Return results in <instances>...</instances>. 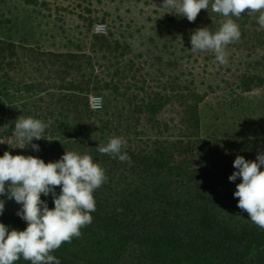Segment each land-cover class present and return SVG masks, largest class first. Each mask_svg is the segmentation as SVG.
I'll return each mask as SVG.
<instances>
[{"label":"rangeland","instance_id":"rangeland-1","mask_svg":"<svg viewBox=\"0 0 264 264\" xmlns=\"http://www.w3.org/2000/svg\"><path fill=\"white\" fill-rule=\"evenodd\" d=\"M161 4L0 0V126L9 125L10 138L12 122L21 115L49 125L45 139L33 141L39 152L0 134V156L8 151L47 163L65 150L91 155L108 178L95 190V201H107L105 215L118 206L121 226L132 228L108 227L113 213L82 228L98 231L104 244L117 240L115 234H132L137 242L124 253L131 264H188L176 240L190 237L196 214L206 209L237 233L256 227L264 234L236 207L233 192L241 181L228 180L237 155L255 160L264 151L259 13L245 10L234 18L241 38L226 47L227 63L220 64L212 51L191 52L190 35L200 27L218 30L223 17L209 8L189 22L158 9ZM97 23L106 25L105 33H96ZM96 96L103 97L101 109L93 107ZM115 136L126 139L122 151L130 161L96 151ZM145 213L151 215L144 221ZM168 221L178 227V237L167 250L161 232ZM93 239L99 240L96 234ZM241 246L243 260L251 250L248 264H259L257 252L264 259V244ZM208 249L191 254L190 264L203 258L211 264L235 261L222 259L212 245Z\"/></svg>","mask_w":264,"mask_h":264},{"label":"clouds","instance_id":"clouds-1","mask_svg":"<svg viewBox=\"0 0 264 264\" xmlns=\"http://www.w3.org/2000/svg\"><path fill=\"white\" fill-rule=\"evenodd\" d=\"M209 8L220 14L223 21L216 31L209 27L194 30L190 35V51H212L220 64L227 63L226 47L241 38L240 26L234 18L240 19L245 10L247 14L259 13L257 23L264 28V0H162L158 9L194 22L201 10ZM93 107L101 109L103 97H94ZM12 123L10 138L5 135L8 124L0 126V134L5 139L26 142L27 147L39 152V144L33 141L45 139L49 125L23 115ZM126 144L125 138L115 136L107 143H99L95 149L121 162L130 161L122 151ZM233 168L235 171L228 180L241 181L233 192V197L238 198L237 209L246 212L249 221L264 228V170H261L264 169V151L258 152L255 160L237 155ZM107 179L105 170L87 153L65 150L59 160L45 163L36 156L12 155L5 151L0 156V216L4 214L6 202L14 201L19 205L16 215L26 222V228L10 230V226L0 222V264H14L21 258L30 264H61L51 253L62 243L79 237L80 229L92 223L91 212L96 207L93 193ZM42 196L51 197L54 207L50 209ZM234 215L240 216L239 213Z\"/></svg>","mask_w":264,"mask_h":264},{"label":"trees","instance_id":"trees-1","mask_svg":"<svg viewBox=\"0 0 264 264\" xmlns=\"http://www.w3.org/2000/svg\"><path fill=\"white\" fill-rule=\"evenodd\" d=\"M93 195L95 196V193H93ZM41 198L47 199L50 209L54 207L51 197L42 196ZM106 202L107 201L105 200L97 198L96 209L95 212H91L92 223L89 224V226L95 225L96 222H103L104 217L109 216V213H113L115 214L113 217L106 219L108 222L107 226H112L113 228H115V226L122 227L121 229H124L125 231H131V223L121 226L123 218L120 213L117 212L118 206L108 209L111 210V212L108 211V214L105 215L107 208L109 207ZM105 204H107V206ZM102 205H105L106 211H101L104 210ZM198 206L199 205L193 204L191 205V208L192 210H199V208H197ZM150 215V213H145L143 215L145 216L144 221L147 220ZM154 215L155 213H153V216ZM196 215H198V217L194 221L195 226L190 233V237H188L183 243H181V239H177L176 241L180 244L178 246L173 242L174 238L178 237L174 233L178 228L174 222L168 221L163 224L161 232V236L165 242H163L165 248L168 250L170 242H173L172 244L175 245L176 251L183 250V253L186 252L185 258L188 264L191 262V259H189L191 254L198 256L202 249L209 251L208 248L211 245L213 252L222 256V259H233L235 260L233 264H235V262L238 264H248L247 260L250 257L251 250L249 249L243 260L241 258H243V250H245V248H241V245L245 241L251 242L252 240H254V243L257 245L264 244V234H262L263 236H260L261 233L259 234V231L257 232L255 230L257 229L256 227L247 228L245 230L247 232L237 233L235 232V229H231L227 225L223 226V223L218 221L216 216L211 214L209 209L199 211ZM154 218H156V216H154ZM20 226L21 230L26 228V224L23 220H21ZM80 231L81 235L79 237H73L70 242L62 243L59 249L51 253L61 261V264H128L130 262L131 256L127 263L124 259V253L126 249H129L131 245H134L137 242L135 239L131 238L132 234H115L114 237H119L117 240L110 244H104L98 231L95 234L99 240L93 239V236L95 235L93 231L84 230L83 228H81ZM104 231L108 233L106 230ZM257 254L259 264H264V259H261L260 252H257ZM16 264H30V262L21 258ZM129 264H131V262ZM193 264H211V262L209 258H203L201 262L198 261Z\"/></svg>","mask_w":264,"mask_h":264},{"label":"crops","instance_id":"crops-1","mask_svg":"<svg viewBox=\"0 0 264 264\" xmlns=\"http://www.w3.org/2000/svg\"><path fill=\"white\" fill-rule=\"evenodd\" d=\"M18 208L19 205H17L14 201H7L4 214L0 216V222H3L5 225L10 226V230L13 228L21 230V219L16 215ZM16 262H14V264H16Z\"/></svg>","mask_w":264,"mask_h":264},{"label":"built area","instance_id":"built-area-1","mask_svg":"<svg viewBox=\"0 0 264 264\" xmlns=\"http://www.w3.org/2000/svg\"><path fill=\"white\" fill-rule=\"evenodd\" d=\"M96 33H105L106 25L104 23H97L94 25Z\"/></svg>","mask_w":264,"mask_h":264}]
</instances>
